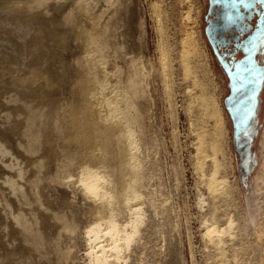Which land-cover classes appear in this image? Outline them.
<instances>
[{
  "label": "rangeland",
  "instance_id": "rangeland-1",
  "mask_svg": "<svg viewBox=\"0 0 264 264\" xmlns=\"http://www.w3.org/2000/svg\"><path fill=\"white\" fill-rule=\"evenodd\" d=\"M205 10L0 0V264H97L100 244L108 264H264V106L239 161ZM89 168L109 196L87 195ZM134 180L140 223L118 257L106 225L97 243L88 229L114 213L123 236Z\"/></svg>",
  "mask_w": 264,
  "mask_h": 264
},
{
  "label": "flooded vegetation",
  "instance_id": "flooded-vegetation-1",
  "mask_svg": "<svg viewBox=\"0 0 264 264\" xmlns=\"http://www.w3.org/2000/svg\"><path fill=\"white\" fill-rule=\"evenodd\" d=\"M205 32L224 76V104L243 161L264 106V0H206Z\"/></svg>",
  "mask_w": 264,
  "mask_h": 264
},
{
  "label": "bare ground",
  "instance_id": "bare-ground-1",
  "mask_svg": "<svg viewBox=\"0 0 264 264\" xmlns=\"http://www.w3.org/2000/svg\"><path fill=\"white\" fill-rule=\"evenodd\" d=\"M107 100V99H106ZM106 108H107V115L108 116H110V115H114L115 114V112L117 111L116 109H117V107H115V106H113V103L111 102V100L110 101H107L106 103ZM118 112V111H117ZM113 129L115 128V127H112ZM110 130V129H109ZM127 136H128V144L130 145V146H133L134 145V142H133V139L130 137V135L129 134H127ZM125 141V140H124ZM127 142H126V145H127ZM125 144V143H124ZM126 147V146H125ZM127 147H129L128 145H127ZM134 147V146H133ZM135 148H136V146H135ZM138 148V147H137ZM118 149V148H117ZM117 149H114L113 150V153H112V158H113V161H115V162H118V160H119V158H121L120 156H121V153H120V151H118ZM126 150H128V148L126 149ZM129 151H130V149H129ZM125 152V151H124ZM125 154H127V155H129L128 153H125ZM135 156V155H134ZM132 158H133V156H129V157H127V161H126V165H125V168L127 169V173H131V171L133 172V174H134V169H135V164L132 162ZM134 159H136V158H134ZM133 159V160H134ZM125 162V161H124ZM118 166V165H117ZM123 168V167H122ZM138 168V167H137ZM121 169V168H120ZM87 171V170H86ZM124 171V170H123ZM122 169H121V174H122ZM119 172V173H120ZM135 172H136V170H135ZM126 173V172H125ZM121 174H119V176L121 175ZM132 174V175H133ZM126 175V174H125ZM125 175H122L123 177L122 178H124V176ZM127 176H128V178H129V175L127 174ZM132 177V176H131ZM213 178H211V181H209V182H211L210 183V186H211V184H212V186L211 187H215V186H213L214 185V183H215V181L217 180V178H215L214 176H212ZM126 178V177H125ZM129 179H131V178H129ZM127 180V179H126ZM124 181V180H123ZM82 183H83V188L84 189H86V191H87V195H90L91 196V198L92 197H95V198H93V199H98V197H102V196H104V195H110V192L107 190V189H105V190H103L104 189V187H105V185H104V183L106 182V179L104 178V176L97 170V169H91V168H89V170L86 172V176H85V178H83L82 179V181H81ZM219 182V181H218ZM217 183V182H216ZM215 183V184H216ZM107 184V183H106ZM124 184V183H123ZM136 182H135V180L132 182V184H130V186L128 187L130 190H128V191H125L124 192V196H125V199H126V201H128V207H129V212L131 213V218H130V220H128V222L126 223V224H124L125 225V230H124V232H123V236H121L120 235V230H121V226L119 225V223L116 221V219H115V214L114 213H111V214H109L108 216H106L107 217V219H104L103 221L104 222H102V221H100V222H96V223H94L89 229H88V233L90 234L89 235V237L91 238H89L90 240H92V241H94V242H98L97 240H99L98 238H101L100 236H101V232L103 231V225H106L105 227H106V231H105V233H106V235H108L109 234V236L111 237V240H112V244L110 245V249L112 250V252H113V254L115 253L117 256H118V254H119V252H120V248H122L121 246V243L123 242V244L125 243L126 244V246L129 244V242L131 241H133L132 240V236H134L135 234V232H136V230H137V226L139 225L138 224V222H139V218H140V215H141V213H140V207L138 206V204L137 203H135V200H137L138 199V196H139V191H137L136 189H138V188H135L136 187ZM218 184V183H217ZM106 188V187H105ZM127 188V189H128ZM212 188V189H213ZM217 187H215V189H216ZM211 190V189H210ZM99 221V220H98ZM140 223V222H139ZM123 225V226H124ZM127 226H130V228H131V230L130 231H128V229H126L127 228ZM67 228H68V226H66ZM123 228V227H122ZM139 230V229H138ZM223 231V230H222ZM137 232H139V231H137ZM105 233H104V235H105ZM207 233L213 238H215V240L221 235L222 236V233H224V231L223 232H221V230H219V229H217V226H213V227H210L209 229H208V231H207ZM122 234V233H121ZM134 234V235H133ZM101 240V239H100ZM99 240V241H100ZM122 240V241H121ZM218 241V240H217ZM130 242V243H131ZM94 244V243H93ZM95 245V244H94ZM94 245H92V246H94ZM124 246V245H123ZM97 247V246H96ZM100 248V250L98 251V249ZM98 249L97 250H95L94 248L93 249H91V253H89V254H91V257H92V254L94 255V259L96 260L95 262H97V264H108L109 262H110V260H108V257H110V256H107L108 255V253H107V248H105V246L103 245V244H100V245H98ZM129 247V246H128ZM123 249V248H122ZM111 252V251H110ZM112 254V255H113ZM122 254V253H121ZM115 255V256H116ZM119 257V256H118ZM120 260V259H119ZM94 261V260H93ZM95 264V263H94Z\"/></svg>",
  "mask_w": 264,
  "mask_h": 264
}]
</instances>
